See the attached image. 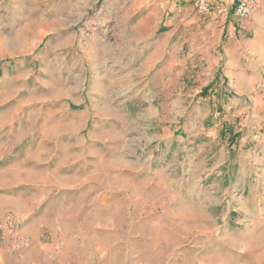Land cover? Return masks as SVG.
Instances as JSON below:
<instances>
[{"label": "rangeland", "instance_id": "1", "mask_svg": "<svg viewBox=\"0 0 264 264\" xmlns=\"http://www.w3.org/2000/svg\"><path fill=\"white\" fill-rule=\"evenodd\" d=\"M212 1L0 0V264H264V7Z\"/></svg>", "mask_w": 264, "mask_h": 264}, {"label": "built area", "instance_id": "2", "mask_svg": "<svg viewBox=\"0 0 264 264\" xmlns=\"http://www.w3.org/2000/svg\"><path fill=\"white\" fill-rule=\"evenodd\" d=\"M199 12L210 13L215 5L212 0H193ZM229 9L233 10L240 20L247 19L257 9V0H228Z\"/></svg>", "mask_w": 264, "mask_h": 264}, {"label": "crops", "instance_id": "3", "mask_svg": "<svg viewBox=\"0 0 264 264\" xmlns=\"http://www.w3.org/2000/svg\"><path fill=\"white\" fill-rule=\"evenodd\" d=\"M257 1H259L260 2V4L261 5H263V7H264V0H257ZM215 4V3H214ZM229 10H231V9H229ZM234 13V12H233ZM258 17H259V23L262 25V26H264V11H263V13H261V14H259L258 15ZM238 27L239 28H244L245 26H244V23H238ZM262 38H261V36L260 35H258L257 37H256V40L254 41V43L256 42V43H260V41H262L261 40ZM264 46V45H263ZM261 47H262V44L260 45V49H261Z\"/></svg>", "mask_w": 264, "mask_h": 264}, {"label": "trees", "instance_id": "4", "mask_svg": "<svg viewBox=\"0 0 264 264\" xmlns=\"http://www.w3.org/2000/svg\"><path fill=\"white\" fill-rule=\"evenodd\" d=\"M208 90H209V87L204 88L201 95L206 96L208 94Z\"/></svg>", "mask_w": 264, "mask_h": 264}]
</instances>
